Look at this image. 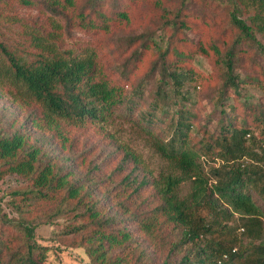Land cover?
<instances>
[{"label":"trees","instance_id":"obj_1","mask_svg":"<svg viewBox=\"0 0 264 264\" xmlns=\"http://www.w3.org/2000/svg\"><path fill=\"white\" fill-rule=\"evenodd\" d=\"M17 8L35 10V17L19 20ZM73 31L96 40L77 49L65 41ZM196 56L208 60L209 73L195 65ZM247 86L263 99L253 100L243 91ZM195 88L210 93L216 110L215 129L203 127L198 152L189 147ZM2 89L21 114L10 112L0 128V169L26 179L31 195L56 196L58 210L75 203L66 227L82 234L90 264H126L136 246L126 230H113L112 214L98 207L92 188L61 172L51 151L69 140L63 126L91 125L112 112L137 118L160 156L193 179L188 195L178 198L182 177L129 183L126 174L113 184L102 178L110 181L106 191L93 185L101 197L150 184L160 195L156 207L181 228L178 242L188 246L181 262L264 264V0H0ZM146 91L148 107L134 116ZM29 128L49 147L46 157L41 141L29 142ZM146 196L137 194L144 208L136 215L148 233ZM19 232L17 247L0 242V264H44L32 227L20 223Z\"/></svg>","mask_w":264,"mask_h":264},{"label":"rangeland","instance_id":"obj_2","mask_svg":"<svg viewBox=\"0 0 264 264\" xmlns=\"http://www.w3.org/2000/svg\"><path fill=\"white\" fill-rule=\"evenodd\" d=\"M14 14L19 20H26L28 16L35 17L36 11L17 8ZM28 25L26 24L25 28ZM14 27H17V24H14ZM65 38L66 42L73 44L77 49L91 46L96 40L95 36L80 31H73ZM194 63L205 74L211 70L206 58L196 56ZM243 91H246L253 100L263 99L260 95L261 91L255 87L247 86ZM192 93L195 100L192 109L196 113L197 123L192 124L189 147L198 152V150L201 151L206 140L203 137V127L209 132L215 129L216 110L212 105L213 98L209 96L210 93L199 92L198 88H195ZM148 100L149 93L146 91L143 103L134 110V116L139 110L148 107ZM19 110L20 107L16 102L11 101L9 93L2 89L0 91V128L5 129L7 126L11 118L10 112L15 113V118H18L21 114ZM137 120V118L133 119V115L124 117L118 112H112L104 120L91 125L63 126L69 140L63 141L62 147L59 145L54 147L55 149L51 151L52 160L61 172L68 174L67 178L82 182L88 189L94 190L93 198L100 201L98 207L102 212L109 211V214H112L113 223H110V226L113 230L119 228V230L127 231L131 246L135 244L136 247H133L130 257L126 255L128 258L126 264H144L145 262V264H164V262L187 264V262H181V257L188 248L186 244L178 242L181 228L167 221L160 207H156L161 199L152 185L149 184L144 190H141V187L136 192L132 188L119 187L117 190L121 193L116 194L113 190L115 197L109 198H102L99 193V191H106L110 186V181L105 183L101 180L102 178H111L113 184L120 182L126 174L129 176V183L133 182L131 178L137 181L146 177L155 182L167 175L182 177L184 179L176 189L177 197L185 198L190 192L191 179H193L191 172L183 173L173 163L160 156L156 150L155 137L142 128ZM253 134L258 136L259 131L254 130ZM26 135L30 143L42 142L43 147L40 151L42 157L49 147H45L47 144L44 140L38 139V131L29 128L26 129ZM125 150L135 156L137 163L134 166L126 161L123 153ZM44 157H46L45 154ZM121 161L123 163H120ZM121 164L124 169L119 171L117 168ZM85 178L90 179L91 183ZM95 183L99 191L96 187L93 188ZM29 186L26 179L0 169V242L9 248L17 247L22 241L19 225L23 223L32 227V240L43 248L44 264H90L84 251L85 242L80 239L82 234L72 235L66 227L67 220L75 215V203L67 201V205L58 210L56 196L52 200H47L42 195H31L27 191ZM138 193L140 197L149 194L148 197L146 196L148 201L145 218L152 226H149L148 233L138 224L140 217L136 215V210L144 208L137 198ZM127 194L128 197H126ZM118 202L122 207L118 205ZM257 203L260 204L259 201ZM260 207L264 220V206L260 205ZM123 208L126 212H123ZM231 223L236 225L238 220H232ZM240 231V229L237 230V232ZM172 246H174L173 249Z\"/></svg>","mask_w":264,"mask_h":264}]
</instances>
